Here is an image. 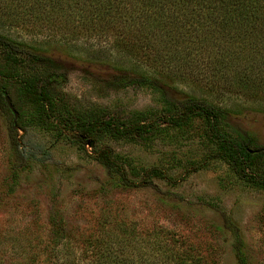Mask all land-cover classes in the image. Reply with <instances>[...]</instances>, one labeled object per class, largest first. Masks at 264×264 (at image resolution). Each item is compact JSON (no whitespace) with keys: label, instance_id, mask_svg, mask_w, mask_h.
<instances>
[{"label":"trees","instance_id":"obj_1","mask_svg":"<svg viewBox=\"0 0 264 264\" xmlns=\"http://www.w3.org/2000/svg\"><path fill=\"white\" fill-rule=\"evenodd\" d=\"M23 1L4 0L0 6L1 13L26 29L16 37L0 31V106L10 119L13 114L2 94H12L15 84L36 108L45 129L82 148L85 139L143 142L202 118L204 136L215 154L238 177L264 189V174L256 171L264 158V142L235 122L239 116L264 113V0ZM90 38L108 40L96 47L109 53L108 89L149 86L167 110L129 117L102 107L84 109L56 88L48 71L61 69L59 47L65 45L71 60H83L72 47ZM179 84L186 90L183 95L173 91ZM9 129L15 152L25 157L30 150L20 148L17 130ZM95 158L122 185L136 184L110 148H97ZM19 169L13 163V175ZM145 175L162 176V171L151 167ZM99 221L98 233L82 240L80 253L68 231L55 223L45 250L31 242L12 247L20 255L29 251L25 261L16 264H204L174 250L157 249L147 257L144 248L150 241L143 239L135 223L115 221L108 214ZM233 235L236 264H249L242 237L237 231ZM6 242L0 241V247Z\"/></svg>","mask_w":264,"mask_h":264},{"label":"rangeland","instance_id":"obj_2","mask_svg":"<svg viewBox=\"0 0 264 264\" xmlns=\"http://www.w3.org/2000/svg\"><path fill=\"white\" fill-rule=\"evenodd\" d=\"M0 31L16 37L26 29L0 11ZM107 42L80 39L72 47L82 57L79 61L66 56L65 45L59 47L61 69L48 71L54 86L84 109L102 107L129 117L167 110L149 86L106 87L109 53L96 47ZM181 85L173 90L177 95L186 91ZM2 95L10 98L19 113L13 123L14 115L10 119L0 106V241H8L7 247L1 243V264L25 261L29 251L20 255L12 250L22 242L45 250L52 242L55 223L68 231L80 253L82 240L98 233L102 214L135 223L143 239L150 241V247L144 248L147 257H153L157 249L161 253L174 250L204 264H236L233 233L237 231L249 264H264V189L238 177L215 154L214 145L204 136L202 118L162 130L147 141L106 137L95 143L85 139L82 148L45 129L17 84L12 94ZM17 122L24 129H17ZM235 122L264 142V113L239 116ZM10 126L17 130L20 148L30 150L25 157L14 150ZM100 147H108L122 158L129 180L136 184L122 185L96 160L95 151ZM13 163L20 167L16 175ZM257 164L256 171L264 174V158ZM151 167L160 169L162 176L145 175ZM154 229L159 230L156 236Z\"/></svg>","mask_w":264,"mask_h":264},{"label":"water","instance_id":"obj_3","mask_svg":"<svg viewBox=\"0 0 264 264\" xmlns=\"http://www.w3.org/2000/svg\"><path fill=\"white\" fill-rule=\"evenodd\" d=\"M5 101L7 103V106L9 107L10 111L12 112V114L14 115V118L12 120L13 123L16 122V118L18 117V112L17 110L14 108V106L12 105L10 98L8 96L5 97Z\"/></svg>","mask_w":264,"mask_h":264}]
</instances>
